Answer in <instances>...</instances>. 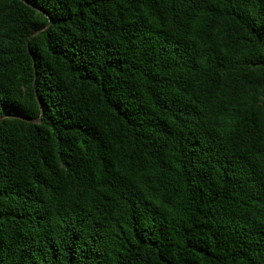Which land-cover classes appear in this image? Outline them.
Segmentation results:
<instances>
[{
  "label": "trees",
  "instance_id": "obj_1",
  "mask_svg": "<svg viewBox=\"0 0 264 264\" xmlns=\"http://www.w3.org/2000/svg\"><path fill=\"white\" fill-rule=\"evenodd\" d=\"M0 264H264V0H0Z\"/></svg>",
  "mask_w": 264,
  "mask_h": 264
}]
</instances>
